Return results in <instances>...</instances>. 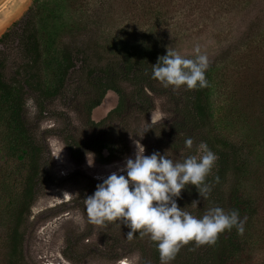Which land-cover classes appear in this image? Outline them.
<instances>
[{
    "label": "rangeland",
    "instance_id": "rangeland-1",
    "mask_svg": "<svg viewBox=\"0 0 264 264\" xmlns=\"http://www.w3.org/2000/svg\"><path fill=\"white\" fill-rule=\"evenodd\" d=\"M33 1L10 0L0 10V36L23 19ZM40 2L46 4L42 16L43 24L48 28L57 26L55 28L59 31L72 22L76 26L75 14L65 13L63 21L55 20L59 14L55 9L57 0ZM120 9L112 12L106 7L109 14L97 12L99 19H96L93 30L96 36H92L91 46L98 47L99 54H105L106 50H123L153 53L160 57L166 55L169 48L185 58H194V48L199 45L201 53L208 56L212 68L208 81L210 120L217 135L238 150L243 167L238 181L240 188L244 196L258 206V215L247 232L251 242L250 254L254 264H264V0H172L163 22L154 20L157 12L142 10L141 17L138 13L134 19L132 14L126 15L128 21L135 23L129 27L122 24ZM79 23H85L84 16ZM98 24L100 27L96 30ZM128 28L131 31L127 34ZM104 56L101 66L116 58L114 52ZM97 61L91 56V67ZM15 63L17 54L12 53L8 69L13 70ZM76 64L80 66L79 61ZM85 73L86 69H83L70 76L64 93L47 104V115L40 121H37L34 103L31 99L27 101L28 124L38 139H45L50 157L43 165L44 184L25 225L24 264H152L148 236L141 237L137 233L128 240L126 233L129 229L122 223L110 222L105 226L89 223L84 199L94 193L96 185L103 179L122 168L127 158L134 159L136 141L144 146L145 155L159 152L174 162L198 154L199 135L185 132L181 125L185 89L183 86L165 88L161 83H155L154 92L145 91L152 106L149 111H144L133 101L134 87L120 82L126 95L122 115L94 130L86 126L82 113V104L89 90ZM113 104L111 99L100 111L99 118ZM62 114L68 119V131L77 141L91 137L119 138L128 147L127 155L109 165L96 163L92 155H86L79 162L73 161L61 140L46 134L48 130L59 131L65 127ZM188 138L193 140L192 149L185 146ZM19 164L17 157L8 158L0 151V264H6L5 202L19 192L24 174L17 169ZM119 174L126 175L124 172ZM234 182L235 177L230 175L223 187L224 200ZM174 199L179 207L197 218H202L210 208V199H202L199 194L191 195L184 189L180 197ZM194 200H199L197 207L192 205ZM190 244L182 247L176 257ZM192 250L196 247L190 249V254H193ZM194 257H198L196 253Z\"/></svg>",
    "mask_w": 264,
    "mask_h": 264
},
{
    "label": "trees",
    "instance_id": "trees-1",
    "mask_svg": "<svg viewBox=\"0 0 264 264\" xmlns=\"http://www.w3.org/2000/svg\"><path fill=\"white\" fill-rule=\"evenodd\" d=\"M57 1L55 9L59 14L55 20L63 21L65 13L75 14L76 26L75 23L73 26L72 22L59 31L55 28L57 26L48 28L43 24L45 21L42 16L46 4L34 0L23 19L14 23L0 36V151H3L8 158L17 157L20 161L17 169L24 172L21 176L19 192L14 193L13 197L5 202L6 264H24L26 261L25 225L30 216V209L44 184L43 165L50 157L45 139L42 137L38 139L34 129L28 124L27 101L31 99L34 103L37 121L44 119L47 115V104L62 96L70 76L74 72L86 69L85 82L89 90L82 104V113L86 126L96 130L104 127L114 117L122 115L126 106V95L120 82H126L134 87L133 101L144 111H149L152 106L145 91L154 92V84L160 83L152 78V65L158 59L155 54L113 51L116 58L108 60L101 66L103 56L113 52L106 50L105 54H99L98 47L96 49L91 46V38L96 34L93 30L96 19H99L97 12L105 11L106 7L108 10L112 9V12L121 8L119 14L122 15V24L129 27L135 23L131 22L132 20L128 21L126 15L132 14L131 18L134 19L138 13L141 17L142 10L157 12L154 20L163 22L172 0ZM163 6L166 7L162 8ZM161 12H163L162 16ZM81 16L85 18V23L82 25L79 23ZM99 27L98 24L95 29L99 30ZM130 31L131 29L128 28L126 33ZM126 33L123 32V35ZM100 35L103 36V32ZM63 39L68 41L64 42ZM78 41L79 44L76 43ZM12 53L17 54V63L14 64L13 70H9V58ZM91 56L98 60L93 67L90 65ZM77 61L80 66L76 64ZM211 70L209 66L205 73L207 81ZM183 87L185 92L181 107V125L185 127V132H196L199 135L198 145L205 142L218 157L205 181L211 186L207 198L210 199V208L220 207L225 212L237 210L240 219L245 220V224L242 235L238 234L235 227L225 230L219 235L214 246H200L198 248L200 251L191 243L189 248L185 247L183 254L172 260L174 262L172 264H254L247 232L254 217L258 215V206L245 197L240 188L238 181L243 174V167L238 150L214 131L210 120L208 86L196 90ZM111 99L114 100L113 107L99 118L100 111L104 106V109L106 108ZM62 115L66 121L65 127L59 131L48 130L46 134L59 138L73 161L79 162L86 155H92L96 163L109 165L127 155L128 147L122 144L119 138L104 140L91 137L85 141H77L68 131V119L64 114ZM199 154L198 152L197 155ZM230 175L235 177V182L224 200L223 187ZM216 177L219 178L218 183L215 182ZM184 192L191 195L198 194L194 185H187ZM194 247L196 250H192L193 254H190V249ZM150 252L152 264H160L159 252L153 241H150ZM195 253L198 257H194ZM64 257L73 262L66 255Z\"/></svg>",
    "mask_w": 264,
    "mask_h": 264
},
{
    "label": "clouds",
    "instance_id": "clouds-1",
    "mask_svg": "<svg viewBox=\"0 0 264 264\" xmlns=\"http://www.w3.org/2000/svg\"><path fill=\"white\" fill-rule=\"evenodd\" d=\"M209 66V58L201 53L199 45L194 48V58H185L168 48L166 55L152 65V78L165 88L186 86L196 90L208 86L205 73ZM185 146L192 149L193 140L186 139ZM197 151L199 155L174 162L159 152L145 155L144 146L136 141L134 159L127 158L122 168L103 179L94 193L84 199L89 223H122L129 229L128 240L137 233L148 236L156 243L161 264H170L180 249L190 243L196 247L214 246L219 235L233 227L242 235L245 220L240 219L237 210L225 212L212 207L197 218L176 203L174 198H179L187 185H194L202 199L211 192L205 181L218 157L205 142L198 145ZM215 182H219L218 177ZM198 204L199 200L192 202L193 206Z\"/></svg>",
    "mask_w": 264,
    "mask_h": 264
},
{
    "label": "bare ground",
    "instance_id": "bare-ground-1",
    "mask_svg": "<svg viewBox=\"0 0 264 264\" xmlns=\"http://www.w3.org/2000/svg\"><path fill=\"white\" fill-rule=\"evenodd\" d=\"M10 0H6L1 6H0V10L9 2Z\"/></svg>",
    "mask_w": 264,
    "mask_h": 264
},
{
    "label": "water",
    "instance_id": "water-1",
    "mask_svg": "<svg viewBox=\"0 0 264 264\" xmlns=\"http://www.w3.org/2000/svg\"><path fill=\"white\" fill-rule=\"evenodd\" d=\"M6 0H0V6L5 2Z\"/></svg>",
    "mask_w": 264,
    "mask_h": 264
}]
</instances>
